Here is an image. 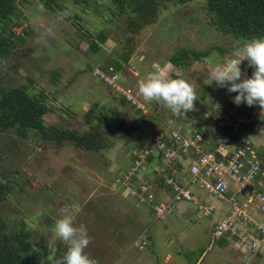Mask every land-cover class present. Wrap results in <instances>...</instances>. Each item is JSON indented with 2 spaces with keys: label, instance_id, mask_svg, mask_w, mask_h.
<instances>
[{
  "label": "rangeland",
  "instance_id": "obj_1",
  "mask_svg": "<svg viewBox=\"0 0 264 264\" xmlns=\"http://www.w3.org/2000/svg\"><path fill=\"white\" fill-rule=\"evenodd\" d=\"M164 4L154 25L131 33L128 16L114 12L109 0L88 4L80 0H20L19 9L25 16L14 30L23 34L26 42H16L14 52L0 59V86L19 88L30 82V92L43 97L49 107L44 117L47 126L80 134L101 130L105 147L99 152L85 150L72 141L58 147L34 131L26 138L0 135L4 168L13 182L12 193L0 202V216L13 228L25 227L37 239L42 235L47 244L54 219L61 218L65 210L79 208L75 224L88 228L91 242L85 251L95 264H264L259 257L243 261L230 242L225 247L216 241L212 245L215 220L198 215L192 206H181L159 219L151 207L132 200L124 187L137 147L146 146L150 134L170 132L172 118L178 120L175 129L198 130L209 124L218 110L223 111V121L231 124L229 112L238 109L264 125V109L259 105L237 106L235 93L215 82L206 85L210 67L239 56L238 49L246 41L223 35L214 27L205 0H167ZM103 29L108 31L107 42L94 52L92 39ZM179 47L201 56H191L187 67L179 70L168 63ZM127 49L134 55L130 65L123 64L118 73L146 107L162 104L146 101L139 92V82L149 72L184 78L192 84L197 100L186 117L174 116L163 104L141 115L115 97L94 74L108 55L113 53L110 63L116 65ZM247 65L245 60L241 67L250 76L253 68ZM101 118L105 122L100 129ZM209 126L208 138H213L220 127L218 122ZM248 135L264 150V137L254 132ZM140 183L138 180L137 185ZM58 245L62 250L66 247Z\"/></svg>",
  "mask_w": 264,
  "mask_h": 264
},
{
  "label": "built area",
  "instance_id": "obj_2",
  "mask_svg": "<svg viewBox=\"0 0 264 264\" xmlns=\"http://www.w3.org/2000/svg\"><path fill=\"white\" fill-rule=\"evenodd\" d=\"M94 74L136 111H154L139 102L133 90L121 86L114 68L96 69ZM222 113L218 110L209 124L188 132L183 127L175 129L176 118H172L170 132L155 133L133 153L124 187L132 198L153 205L159 219L184 205L213 218V240L227 239L243 261L251 262L264 254V161L258 140L248 134L264 137V125L254 127L251 113L244 115L237 109L229 112L232 123L228 124ZM214 122L220 130L208 138ZM225 127L229 133L223 132ZM159 178L163 187L156 184Z\"/></svg>",
  "mask_w": 264,
  "mask_h": 264
},
{
  "label": "trees",
  "instance_id": "obj_3",
  "mask_svg": "<svg viewBox=\"0 0 264 264\" xmlns=\"http://www.w3.org/2000/svg\"><path fill=\"white\" fill-rule=\"evenodd\" d=\"M80 1L84 4H88L91 0ZM166 1L167 0H109L110 4L115 8L114 12L119 11L128 16V28L131 33H139L141 30L154 25L159 18L161 6L165 5L164 3ZM205 1L207 3L210 20L214 27L223 35L245 41L253 37L264 36V0ZM19 2L20 0H0V59L8 57L14 52L16 42H26L23 34H17L14 30L18 25L16 23L25 16L24 12L19 9ZM47 5L57 12H61L50 1H47ZM111 19L113 20L112 16ZM107 34L108 31L103 29L96 38L93 37L90 48H93L94 52L102 49V45L107 42ZM133 55L134 52L130 49L122 51L118 57L119 61H117L118 63L115 65L110 63V56H113L112 53L103 60L99 65V69L108 71L110 68H114L117 72H121L123 68L122 65H129V61ZM191 56L198 57L201 56V54L195 53L190 48L179 47L173 55L169 57L168 63H171L179 70H184ZM119 82L122 87L134 91V88L121 81V77ZM31 88L32 85L30 82L19 88H5L0 86V135H13L19 138H26L30 131H34L43 141L53 142L58 147H63L66 141H72L76 148L79 147L85 150H95L99 152L105 147V144L102 143L104 141V136L101 130L98 131L97 129H93L86 134H80L76 130L62 129L57 126H47L44 117L48 113L49 107L43 100V97L40 95L36 96L30 92ZM109 90L115 97H118L111 88ZM119 99L127 102L123 97ZM162 107V104H157L153 108L155 111L157 108L160 109ZM238 111L242 113L240 110ZM139 113H141V115L148 114L141 111H139ZM102 122H105L104 118H101L99 121L98 127L100 129L103 125ZM261 124V120L258 119L254 121L253 126L255 127ZM202 126H200L199 129ZM184 131H193V129L187 130L184 128ZM229 131L230 128L225 127L223 132L229 133ZM149 136L152 137L153 135L150 134ZM139 148L138 146L137 149ZM260 154L264 161V150H261ZM132 165L133 162L131 166ZM4 166V155L0 149V202L5 200L6 197L12 193L11 185L13 182L10 179L9 172ZM163 182V179L160 178L156 180V184L158 186L161 185L160 187L164 186ZM132 200L151 207V213L155 214L153 205L144 204L135 198ZM8 223L6 219L0 216V264H54V260L49 259V253L46 247L47 244H44L42 235H39L37 239L32 236L30 231L26 230L25 227L17 226L13 228ZM215 241V243H218L221 247L229 245V241L225 238ZM64 250L58 245L57 257L62 255ZM258 257L264 259V254H258Z\"/></svg>",
  "mask_w": 264,
  "mask_h": 264
},
{
  "label": "clouds",
  "instance_id": "obj_4",
  "mask_svg": "<svg viewBox=\"0 0 264 264\" xmlns=\"http://www.w3.org/2000/svg\"><path fill=\"white\" fill-rule=\"evenodd\" d=\"M238 52L239 56H231L223 64L210 67V80L206 85L215 82L218 87L235 93L233 102L237 106L259 105L264 109V36L247 40ZM245 60L247 66L253 68L250 76L241 67ZM139 92L146 101L161 102L177 116L186 117L197 100L190 82L184 78H168L160 72L150 73L141 80ZM79 211V208L65 210L61 218L54 219L46 245L49 259L54 260V264H95L85 251L91 242L88 228L84 224H75ZM58 242L66 246L59 257Z\"/></svg>",
  "mask_w": 264,
  "mask_h": 264
},
{
  "label": "crops",
  "instance_id": "obj_5",
  "mask_svg": "<svg viewBox=\"0 0 264 264\" xmlns=\"http://www.w3.org/2000/svg\"><path fill=\"white\" fill-rule=\"evenodd\" d=\"M153 61H154V60H153ZM156 61H157V60H156ZM156 61H155V62H156ZM129 65H130V63H129ZM129 65H125V66H129ZM168 66H169V65H168ZM153 68H154L156 71H158V67H157V66H154ZM164 69H165V67H162V70H164ZM168 69H170V66L167 68V70H168ZM134 74H135L136 76H139V73H138V72H135V71H134ZM149 74H150V72H149ZM169 78H170V77H169ZM134 91L136 92V90H134ZM135 95H136V94H135ZM136 96H137V95H136ZM137 97H138V96H137Z\"/></svg>",
  "mask_w": 264,
  "mask_h": 264
},
{
  "label": "water",
  "instance_id": "obj_6",
  "mask_svg": "<svg viewBox=\"0 0 264 264\" xmlns=\"http://www.w3.org/2000/svg\"><path fill=\"white\" fill-rule=\"evenodd\" d=\"M214 244V240H213V242H212V245Z\"/></svg>",
  "mask_w": 264,
  "mask_h": 264
}]
</instances>
